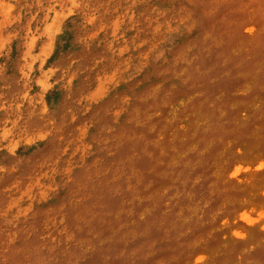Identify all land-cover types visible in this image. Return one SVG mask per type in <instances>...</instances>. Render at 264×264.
<instances>
[{
    "label": "rangeland",
    "instance_id": "obj_1",
    "mask_svg": "<svg viewBox=\"0 0 264 264\" xmlns=\"http://www.w3.org/2000/svg\"><path fill=\"white\" fill-rule=\"evenodd\" d=\"M0 264H264V0H0Z\"/></svg>",
    "mask_w": 264,
    "mask_h": 264
}]
</instances>
